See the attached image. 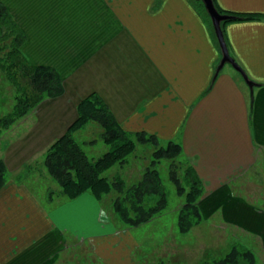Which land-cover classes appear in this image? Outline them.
<instances>
[{
	"label": "crops",
	"instance_id": "obj_1",
	"mask_svg": "<svg viewBox=\"0 0 264 264\" xmlns=\"http://www.w3.org/2000/svg\"><path fill=\"white\" fill-rule=\"evenodd\" d=\"M0 2L24 34L23 56L53 68L64 88L22 117L26 129L5 140L9 173L60 137L78 103L96 94L124 130L181 144L203 184L202 221L217 218L256 238L264 264V207L234 184L264 159V18L223 28L231 56L262 83L253 88L250 111V89L231 66L204 92L221 54L187 0H162L155 9L154 0ZM213 2L224 12L264 16V0ZM27 184L10 179L0 188V264H82L85 252L95 264H138L130 234L107 231L94 198L83 193L48 208ZM88 222L99 231L74 229Z\"/></svg>",
	"mask_w": 264,
	"mask_h": 264
},
{
	"label": "trees",
	"instance_id": "obj_2",
	"mask_svg": "<svg viewBox=\"0 0 264 264\" xmlns=\"http://www.w3.org/2000/svg\"><path fill=\"white\" fill-rule=\"evenodd\" d=\"M161 1L154 0L152 8H158ZM187 1L201 16L210 31L214 44L219 49L204 4L200 0ZM214 6L216 7L215 4ZM216 9L222 14L231 16L230 19L221 22L223 35V28L228 23L256 21L264 18V16L256 14L228 13L217 7ZM24 40V34L5 5L0 2V75L4 77L8 87L12 88L13 101L11 110L0 115V137L43 100L58 97L64 92L62 80L53 68L32 65L23 56L20 48ZM226 45L229 50L227 42ZM218 62L214 67L209 86L204 92L210 90L221 72V70L216 72ZM260 85L262 83L255 82L254 87ZM252 102L253 94L250 93V111ZM89 122H96L101 127L100 137L108 146L107 151L96 159L89 158L74 137V134ZM136 143H145L154 148L151 160L152 168H146L141 178L129 186L119 174L112 181L101 176L104 171L115 164L127 163L129 155L136 148ZM42 153L43 165L48 175L59 184L62 195L66 199L72 200L88 192L100 202L112 191H115L116 196L112 199L111 204L112 210L119 221L128 227L149 222L166 208L167 194L162 185L160 172L154 167L161 160L166 159L169 165V179L175 185L177 194L184 197V203L177 213L178 230L181 233H186L191 227L202 221L197 203L203 194V184L192 165L185 158L181 144L174 140L161 141L155 135L143 131L124 130L107 105L96 94H90L78 103L75 121ZM35 156L17 171L9 173L0 147V188L10 179L17 184L26 185V179L36 167ZM246 199L254 203L252 200ZM256 258L251 249L235 243L224 257L205 260L199 264H257ZM157 264H161V262Z\"/></svg>",
	"mask_w": 264,
	"mask_h": 264
},
{
	"label": "rangeland",
	"instance_id": "obj_3",
	"mask_svg": "<svg viewBox=\"0 0 264 264\" xmlns=\"http://www.w3.org/2000/svg\"><path fill=\"white\" fill-rule=\"evenodd\" d=\"M225 68L226 70L231 69L229 64H225ZM12 104V88L8 87V83L0 75V115L10 111ZM20 120L22 119H19L8 131L2 134L0 137L1 148L4 146L6 139L17 136L26 129L28 123L20 125ZM101 131V127L96 122H89L74 134L77 143L91 159L100 157L108 149V146L100 137ZM153 150L154 148L148 144L136 143V148L129 155L127 163L115 164L104 171L101 176L112 181L119 174L127 186L136 183L146 168H152ZM34 159H36V163H34L36 167L25 182L28 183L37 198L48 208L62 200H66V197L62 195L59 184L48 175L43 165V153L37 154ZM154 167L160 172L162 185L167 194V206L152 220L139 226L128 227L116 217L111 205L112 199L116 196L115 191H112L100 202L90 193L85 192L90 198H94L92 200L97 202L99 208L101 207L100 219H102L103 226L106 224L107 231L117 232L125 229V232L130 234L131 237L128 240V244L131 245L130 256L136 263L199 264L205 260L224 257L231 246L238 243L251 249L257 257V264H261L258 260L260 246L257 239L244 231L238 230L233 225L219 223L217 218L201 221V224L191 227L188 232L181 233L177 227V213L184 203V197L177 194L175 185L169 179L168 160L163 159ZM178 170L180 169L178 168ZM177 174L180 175L179 171ZM234 184H236L237 189L240 188L239 191L237 190L238 194L253 200L255 205L264 207V159L259 162L258 168L255 167L247 171L238 177ZM48 197L52 198V204L49 202ZM74 227L78 232L88 234L99 231L97 226L90 225L89 222L86 226L77 225ZM75 251L77 250L75 249ZM90 255V253L85 252L81 255L79 262H82V264H95L91 263L93 258Z\"/></svg>",
	"mask_w": 264,
	"mask_h": 264
},
{
	"label": "water",
	"instance_id": "obj_4",
	"mask_svg": "<svg viewBox=\"0 0 264 264\" xmlns=\"http://www.w3.org/2000/svg\"><path fill=\"white\" fill-rule=\"evenodd\" d=\"M206 9L207 14L210 17L214 34L216 36L218 46L220 49V60L216 67V72L220 71L225 64H229L236 72L240 74L243 81L247 84L250 92H253V87L255 86V81L251 80L243 68L234 60V58L229 54L228 47L225 42L223 31L221 28V22L228 20L231 16L227 14L220 13L213 4L212 0H200Z\"/></svg>",
	"mask_w": 264,
	"mask_h": 264
}]
</instances>
